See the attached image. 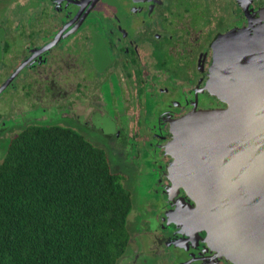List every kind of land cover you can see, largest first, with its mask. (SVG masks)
I'll return each instance as SVG.
<instances>
[{
  "label": "flooded vegetation",
  "instance_id": "af4514ba",
  "mask_svg": "<svg viewBox=\"0 0 264 264\" xmlns=\"http://www.w3.org/2000/svg\"><path fill=\"white\" fill-rule=\"evenodd\" d=\"M177 1H38L36 8L39 10L35 11L28 19L27 26L25 19L18 22L14 31L2 26L4 30H1L0 43H3V46L1 45L3 58L0 57V63L4 69L13 71L9 70L3 85L16 70L24 66L7 89L18 90L19 87L14 82L21 77L22 86L20 88L24 91L25 97L36 98V103L28 102V105L27 103L22 105L25 110L21 115L19 114L21 118L23 119L33 110L36 112V117L45 115L48 119L53 114L59 116L62 113L70 114L71 110L78 111V103L86 102H93L98 108L97 111L102 112L103 104L106 101L103 87L112 83L114 80L110 78L112 75L117 78L115 80L120 91L117 96L130 106L129 99L133 97L132 92L136 87L134 81L137 82L139 89L146 88L144 93L146 92L148 95L150 92L153 93L158 88L157 85L151 84V79L155 77V80L158 79L160 82L166 79L161 73L158 74L159 72L151 74V69L156 64L160 66L161 70L167 64V67H171L172 71L179 74L180 78L174 82L175 84L172 82V88H168L166 91L162 89L168 98L163 103H158L157 124L151 127L150 132L158 141L156 144L157 148L161 150V155L157 160L158 163L165 162V180L169 181L167 166L171 158L169 157V160L165 154L164 145L172 138L171 120L179 119L196 110L207 111L227 107L205 88L213 63L214 41L218 36L232 29L246 27L249 17L264 10V0H224L229 3L228 7L231 8V24L213 32L211 29L209 31L208 28L195 25V15L193 16L189 9L183 10V13L176 12ZM182 2L184 4L186 2L194 8L199 5L195 0H183ZM205 3L209 5L208 1ZM221 9V6H217L215 11ZM204 10L205 8L200 9L201 17H203ZM213 15L215 14L210 15L211 21ZM222 21V19L219 20V23L223 26ZM45 22H49L48 27L45 26ZM22 37L28 38L23 45L24 55L13 54L14 39H22ZM93 48L98 49L99 56L94 55ZM83 53H89L93 58V60L88 59L89 67L79 65L77 66L79 71L72 69V62L73 66H76L75 63L80 61ZM161 53L166 56L161 57ZM10 54L12 55L9 58ZM112 57L114 60L109 64V58L111 61ZM16 63L17 67H15ZM107 64L113 67H106ZM61 69L62 71L67 70L62 76V83L55 74V70ZM97 70H102L105 75L101 72H97L95 75L94 72ZM133 70L136 71L133 72ZM71 71L83 77L74 76L71 78L70 74H73ZM138 71L140 72L139 76ZM10 72L12 73L10 74ZM24 72L28 73L23 79ZM23 80L24 83H22ZM71 96L74 97L75 105L66 106L65 103L71 100ZM42 98L49 100L51 105L45 107L42 101L41 104H38V100ZM22 102L25 103L24 100ZM55 103L60 104L53 105ZM94 111L97 112L95 108L91 110L92 113ZM165 184L164 186H166ZM181 192L183 195L185 191L181 190ZM179 203H181L180 198L172 196L169 199L166 195L163 201L158 203L160 208L158 218L161 221L158 223L155 235L162 234L163 243L166 239L167 245L173 244L175 241L173 239L178 236H173L176 227L174 225L165 226L164 219L170 210L169 206L175 205L176 208ZM167 221L174 220L169 218ZM170 246L168 245V247ZM213 257L214 253L210 252L211 260L208 264H231L225 257L218 261H215ZM186 261L189 260L178 261V263L184 264Z\"/></svg>",
  "mask_w": 264,
  "mask_h": 264
},
{
  "label": "water",
  "instance_id": "95a60500",
  "mask_svg": "<svg viewBox=\"0 0 264 264\" xmlns=\"http://www.w3.org/2000/svg\"><path fill=\"white\" fill-rule=\"evenodd\" d=\"M205 88L227 107L171 120L164 145L165 195L181 202L166 214L174 221L164 219L178 236L168 245L184 264H208L210 252L215 261L264 264V10L216 38Z\"/></svg>",
  "mask_w": 264,
  "mask_h": 264
},
{
  "label": "trees",
  "instance_id": "16d2710c",
  "mask_svg": "<svg viewBox=\"0 0 264 264\" xmlns=\"http://www.w3.org/2000/svg\"><path fill=\"white\" fill-rule=\"evenodd\" d=\"M133 208L104 149L72 127L31 124L0 162V264H119Z\"/></svg>",
  "mask_w": 264,
  "mask_h": 264
},
{
  "label": "rangeland",
  "instance_id": "374dc122",
  "mask_svg": "<svg viewBox=\"0 0 264 264\" xmlns=\"http://www.w3.org/2000/svg\"><path fill=\"white\" fill-rule=\"evenodd\" d=\"M38 1L45 0H4L0 6V34H2L1 30H4L2 26L14 31L18 22L22 19L26 20L25 25L27 26L28 19L35 11L39 10V8H36ZM182 1L178 0L176 2V12L183 13V10L189 9L193 16L195 15V25L197 24L200 27L208 28L209 31L211 29V31L217 32L231 24V8L228 7L229 3L224 0H207L209 5L205 3L207 2L206 0H195L199 3L197 8L190 7L186 2L184 4ZM217 6H221L222 9L215 11ZM201 8H205L202 14L203 17L200 14ZM211 14H215L212 17V21ZM221 19L223 20V26L219 23ZM45 26L48 27L49 22H45ZM22 39H14V45H12L13 54L24 55L23 45L28 38L22 37ZM1 45L3 46V43H0V57L3 58V47ZM92 51L95 52L94 55H100L98 49L93 48ZM113 55L115 57V54ZM164 55L166 56V54L161 53V57ZM114 57L111 58V61L109 58V64L113 62ZM88 59L93 60L91 54L83 53L80 61L75 63L76 66H73L72 62L71 68L79 71L77 68L79 65L89 67L90 61ZM59 65L61 66V63ZM167 66L165 64V67L161 70L159 65L155 64L154 67L156 68L152 67L151 74L159 72L158 74L161 73L166 80L160 82L158 79L155 80V77L151 79V84L157 85L158 89L153 93L150 92L149 95L146 92L144 93L146 88L139 89L137 82L134 81L136 87H134L132 92L133 97L129 99L130 106L129 104L126 105L125 100L118 97L120 91L116 84L117 78L112 75L110 77L114 79L112 83L110 82L111 84H106L103 87V95L106 101L103 104L104 110L102 112L97 111L98 108L95 107L93 102H86L78 103L79 113L77 110L76 112L71 110L70 114L62 113L61 116L53 114L48 119L45 115L36 117V112L33 110L34 112H30L29 115L22 119L20 115L25 110L22 105L36 103V98L25 97L24 91L20 88L22 86L21 77L14 82L19 87L18 90L7 89L6 93L0 96V116H2V119L0 118V162L3 161L12 138L31 124H60L72 127L82 133L95 146L106 151L112 171L123 177L124 186L132 193L134 206L128 220V228L131 234L130 246L127 254L120 260L119 264H178L174 257L173 247H168L166 239L164 240L165 243H163L162 234L155 235L158 223L161 221L158 218L160 213L158 203L165 198V188L170 185V182L167 179L165 180V162L158 163L157 159L161 155V150L157 148L156 143L158 141L154 138V135L152 136L150 129L157 124L158 103H163L168 98L162 92V89L166 91L168 88H172V82L175 84L174 82L180 78L179 74L173 72L172 68ZM15 67H17V63ZM106 67L113 66L107 64ZM9 70L12 71L11 69ZM9 70L4 69L0 63V87L6 81ZM135 71L133 70V72ZM28 72H24L22 78ZM66 72L67 70L62 71V69L55 70L60 83H62V76ZM71 72L73 73L70 74L71 78L74 76L83 77L73 71ZM97 72L103 74L102 70H97L94 72L95 75ZM139 73L138 71V76ZM22 83H24V80ZM70 99V101L65 103L66 106L75 105L73 102L74 97L71 96ZM23 100L25 103L22 102ZM41 101L43 105L45 104V107L51 105L49 100L43 98L38 100V104H41ZM168 102L170 101L168 100ZM92 107L97 112L94 111L92 113L91 110L94 109Z\"/></svg>",
  "mask_w": 264,
  "mask_h": 264
}]
</instances>
